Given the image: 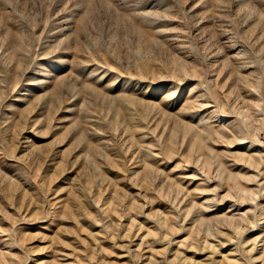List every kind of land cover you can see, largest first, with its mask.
<instances>
[{"label": "rangeland", "instance_id": "obj_1", "mask_svg": "<svg viewBox=\"0 0 264 264\" xmlns=\"http://www.w3.org/2000/svg\"><path fill=\"white\" fill-rule=\"evenodd\" d=\"M0 264H264V0H0Z\"/></svg>", "mask_w": 264, "mask_h": 264}, {"label": "bare ground", "instance_id": "obj_2", "mask_svg": "<svg viewBox=\"0 0 264 264\" xmlns=\"http://www.w3.org/2000/svg\"><path fill=\"white\" fill-rule=\"evenodd\" d=\"M48 73H49V72H48ZM45 74H46V73H45ZM4 79H5V78H3V80H4ZM5 80H6V79H5ZM7 80H8V78H7ZM179 130H180V129H179ZM189 130H190V129H189ZM183 131H185V130H183ZM178 133H179V132H178ZM183 133H184V132H183ZM187 133H188V132H187ZM187 133H186V131H185V134H187ZM189 134H190V132H189ZM189 134H188V135H189ZM201 138H202V137H200V138L198 137L199 140H201ZM199 140H198V141H199ZM194 142H196V141H194ZM203 142H204V140H203ZM197 143H199V142H197ZM199 145H200V144H199ZM199 147H200V146H199ZM201 147H202V146H201ZM200 149H201V148H200ZM173 152H174V150H173ZM170 153H171V151H170ZM172 154H173V153H172ZM147 180H148V179H147Z\"/></svg>", "mask_w": 264, "mask_h": 264}]
</instances>
